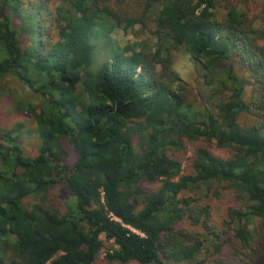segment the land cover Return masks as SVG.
<instances>
[{"label":"trees","instance_id":"16d2710c","mask_svg":"<svg viewBox=\"0 0 264 264\" xmlns=\"http://www.w3.org/2000/svg\"><path fill=\"white\" fill-rule=\"evenodd\" d=\"M228 2L0 0V83L41 100L25 104L34 156L0 137V264H93L105 242L115 264H264V25L234 6L221 13ZM135 25L156 43L115 46L101 61L99 38ZM175 52L194 63L198 104ZM187 141L202 144L183 175ZM55 188L72 198L63 211ZM221 188L240 206L220 222L182 196Z\"/></svg>","mask_w":264,"mask_h":264},{"label":"rangeland","instance_id":"374dc122","mask_svg":"<svg viewBox=\"0 0 264 264\" xmlns=\"http://www.w3.org/2000/svg\"><path fill=\"white\" fill-rule=\"evenodd\" d=\"M28 1V0H24ZM236 7L238 10H242L246 17L252 20L255 25H264V0H229V2L223 6L221 13H226L230 7ZM24 35L21 41L28 45L27 39ZM146 41L149 45L153 46L156 43L155 38L152 37L148 27H142L135 25L133 28L126 30L116 29L114 32L108 35V38H99L97 47L99 59L104 61L110 58V51L115 46L125 47L127 45L136 44L139 41ZM105 47H101V46ZM194 63L190 60L189 55L184 52L173 53V69L179 74L182 82L191 91L193 99L195 98L198 104L200 98L198 96L199 91H202V83L200 78L194 72ZM251 89V87H250ZM207 94L208 92L205 91ZM250 92L247 93L249 95ZM33 103V105H41V100L32 92L18 83L16 80L8 77L0 83V137L10 132L21 145L23 151L29 155L34 156L39 146L38 139L36 137V124L33 114H27L25 104ZM20 105V106H18ZM39 113V110L36 111ZM241 123L251 122L250 117L243 115L240 117ZM17 129V131H14ZM202 143H195L187 141L184 144L182 151H179L178 157H180L182 165V174L187 175L192 172V157L193 151L196 146ZM216 155L221 157H228L230 152L228 149L218 148L213 144L210 148ZM0 167V171H2ZM148 189H155L158 184H152L146 186ZM220 196L212 194V191L206 192V190H196L191 192H184L182 196L198 201L200 204H208L211 208L212 219L220 222L225 218L226 212L229 208L239 207V201L235 200V196L232 191L220 189ZM51 201L53 205L59 210H65L68 204H72V198L70 194L60 188L52 190ZM31 199H27L25 204L30 206L32 204ZM177 228H188L192 231H198L197 227H193L188 222H181L176 226ZM104 240V238L102 237ZM114 246L111 242H105V245L98 258L93 264H115L109 263L105 258V253ZM129 264H136L134 262ZM163 264H182L180 262H174L169 260H163Z\"/></svg>","mask_w":264,"mask_h":264}]
</instances>
